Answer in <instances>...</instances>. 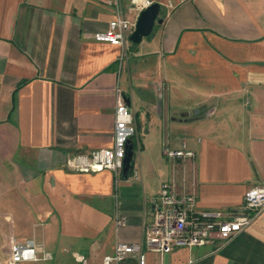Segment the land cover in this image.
I'll list each match as a JSON object with an SVG mask.
<instances>
[{
    "label": "crops",
    "instance_id": "0c3cea01",
    "mask_svg": "<svg viewBox=\"0 0 264 264\" xmlns=\"http://www.w3.org/2000/svg\"><path fill=\"white\" fill-rule=\"evenodd\" d=\"M152 1L162 22L119 68L121 47L91 37L113 18L103 0H0V264L27 238L50 253L41 264H102L142 240L166 180L211 210L264 186V0ZM117 90L136 126L132 171L68 169L112 147ZM183 141L194 159L163 155ZM143 250L146 264H264V209L228 240Z\"/></svg>",
    "mask_w": 264,
    "mask_h": 264
},
{
    "label": "built area",
    "instance_id": "2783aa9c",
    "mask_svg": "<svg viewBox=\"0 0 264 264\" xmlns=\"http://www.w3.org/2000/svg\"><path fill=\"white\" fill-rule=\"evenodd\" d=\"M113 8V18L107 28L91 34L96 41L108 42L121 47L119 68L129 46V34L134 29L135 21L126 16L123 0H103ZM129 11L138 13L149 6L152 0H128ZM114 110L113 145L110 148H98L86 153L69 155L65 159L68 169L80 172L110 170L115 178L122 173L125 145L136 134L132 111L121 92L117 90ZM163 155L170 160H192L194 151L183 141L178 148L165 145ZM150 220L143 226V238L138 242H116L111 253L105 254L102 264H122L132 254L136 255L137 264H146L147 250L159 254L167 253L176 247L201 246L214 238L225 241L240 232L251 219L264 209V186H255L245 191L242 204L232 210L199 209L196 206L194 192L178 189L173 180L163 181L157 193L152 197ZM117 226L126 223L123 215L115 217ZM50 253L38 256V248L33 238L23 241H11L6 264H41L49 259ZM85 264L83 258L80 259Z\"/></svg>",
    "mask_w": 264,
    "mask_h": 264
},
{
    "label": "water",
    "instance_id": "95a60500",
    "mask_svg": "<svg viewBox=\"0 0 264 264\" xmlns=\"http://www.w3.org/2000/svg\"><path fill=\"white\" fill-rule=\"evenodd\" d=\"M160 4L152 2L149 6L142 9L136 18L134 29L129 34V41L132 43H139L144 37L150 35L155 24L162 22V18L158 16ZM200 110H193V114H197ZM133 156V140L130 138L125 145V155L122 166V177H127L128 172L132 168Z\"/></svg>",
    "mask_w": 264,
    "mask_h": 264
},
{
    "label": "trees",
    "instance_id": "16d2710c",
    "mask_svg": "<svg viewBox=\"0 0 264 264\" xmlns=\"http://www.w3.org/2000/svg\"><path fill=\"white\" fill-rule=\"evenodd\" d=\"M133 144L135 145V139L133 140ZM132 168H133V165H132ZM132 168H131V170L128 172V175H129L130 172L132 171Z\"/></svg>",
    "mask_w": 264,
    "mask_h": 264
},
{
    "label": "rangeland",
    "instance_id": "374dc122",
    "mask_svg": "<svg viewBox=\"0 0 264 264\" xmlns=\"http://www.w3.org/2000/svg\"><path fill=\"white\" fill-rule=\"evenodd\" d=\"M136 135V134H135Z\"/></svg>",
    "mask_w": 264,
    "mask_h": 264
}]
</instances>
